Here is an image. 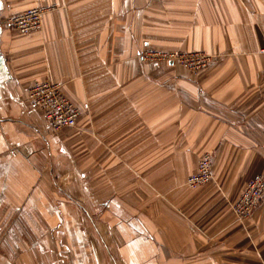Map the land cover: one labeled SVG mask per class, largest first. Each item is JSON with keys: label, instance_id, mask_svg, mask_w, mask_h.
<instances>
[{"label": "crops", "instance_id": "crops-1", "mask_svg": "<svg viewBox=\"0 0 264 264\" xmlns=\"http://www.w3.org/2000/svg\"><path fill=\"white\" fill-rule=\"evenodd\" d=\"M263 43L264 0H0V264H264V196L232 211L264 175ZM147 48L215 57L193 74ZM42 80L74 127L27 100Z\"/></svg>", "mask_w": 264, "mask_h": 264}, {"label": "built area", "instance_id": "built-area-1", "mask_svg": "<svg viewBox=\"0 0 264 264\" xmlns=\"http://www.w3.org/2000/svg\"><path fill=\"white\" fill-rule=\"evenodd\" d=\"M54 6L33 7L16 13L6 20L9 28L21 32H29L40 25L41 16L52 10ZM264 56V43L260 49ZM214 55L204 51L159 50L147 48L138 54V58L145 63H181L191 73L197 74L210 64ZM27 100L42 112L46 124L53 131L66 127H74L79 116V109L62 92L61 86L48 80L34 81L27 91ZM213 179L212 156L203 153L198 161L196 170L186 180V185L196 188ZM264 196V175L255 174L246 183L239 199L232 204V211L238 221H244L250 216L255 206Z\"/></svg>", "mask_w": 264, "mask_h": 264}, {"label": "rangeland", "instance_id": "rangeland-1", "mask_svg": "<svg viewBox=\"0 0 264 264\" xmlns=\"http://www.w3.org/2000/svg\"><path fill=\"white\" fill-rule=\"evenodd\" d=\"M177 64H179V65H182L183 67H185L183 64H181V63H177ZM186 68V67H185ZM187 69V68H186ZM198 74V73H197ZM202 186V185H201Z\"/></svg>", "mask_w": 264, "mask_h": 264}]
</instances>
